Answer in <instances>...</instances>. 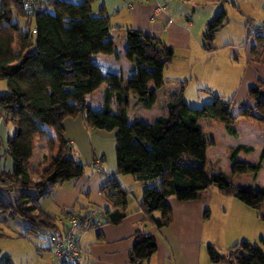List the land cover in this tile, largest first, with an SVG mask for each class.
Listing matches in <instances>:
<instances>
[{"label":"trees","instance_id":"1","mask_svg":"<svg viewBox=\"0 0 264 264\" xmlns=\"http://www.w3.org/2000/svg\"><path fill=\"white\" fill-rule=\"evenodd\" d=\"M92 2L0 0V80L8 90L0 95V111L13 123V133L6 141L12 168L9 172L0 170V189L35 192L34 197L22 193L13 202L12 215L26 222L22 237L37 239L48 233L44 248L52 253L49 238L61 235L60 221L69 214L75 213L81 225L91 218L89 231L99 221L117 225L127 216V191L115 177L108 176L99 191L106 208L77 203L55 217L40 207L41 199L51 197L47 186L77 181L84 175V165L65 139L63 128L65 119L78 116L91 131L115 132L118 174L132 176L144 187L137 203L144 223L167 227L172 220L168 198L179 202L205 199L212 187L221 195L233 196L245 206L263 211L260 218L264 221V187L254 189L242 181L256 179L264 160V146L256 160L251 157V147H227V172L207 166L210 147L221 145L215 135L219 128L236 137L238 122L264 125V97L259 95V88L249 89L253 105L241 104L236 116L231 113L232 101L225 102L219 96L201 108L188 107L183 101L186 81L169 83L163 79V71L174 56L172 49L138 31L110 26L103 12L92 14ZM225 23L224 11L209 23L203 38L205 51H214V34ZM263 49L264 35L258 33L250 49L251 59L258 62ZM96 54L124 59L133 64L135 72L127 80L119 73L104 72L92 61ZM167 84L179 91L168 103L167 114L150 124L137 119L130 122L127 111L136 105L151 109L157 103V92ZM101 89V99L93 97ZM113 101L115 111L111 109ZM203 120L208 125H203ZM207 129L211 140L204 138ZM37 141L45 143L48 157L43 171L34 179L30 163ZM7 205L0 194V215L5 214ZM82 234L79 229L80 259ZM2 237L7 236L0 233ZM35 247L42 249L36 243ZM155 252V238L136 228L129 264H147ZM207 256L211 264H264L262 252L247 242L236 243L225 253L207 246Z\"/></svg>","mask_w":264,"mask_h":264},{"label":"crops","instance_id":"2","mask_svg":"<svg viewBox=\"0 0 264 264\" xmlns=\"http://www.w3.org/2000/svg\"><path fill=\"white\" fill-rule=\"evenodd\" d=\"M63 1L80 3L82 0ZM235 1L93 0L91 12L93 15L103 12L108 17L110 26L138 31L172 49L173 58L180 65L178 64L176 70L172 65L174 60L172 58L163 71V79L166 82L174 83L180 82L178 80L180 75L196 79V77H207L214 74V61H216L217 53L215 51L207 52L203 49L204 33L209 23L221 12L224 11L227 16L230 5L237 8L241 20L248 18L246 12L237 3L238 0ZM240 1L245 2L246 0ZM159 7H164V9L160 10ZM259 14L263 21L259 34L264 35V3L259 7ZM244 28L245 25L242 29ZM118 49L119 47L116 46L115 50L118 51ZM243 51V56L246 58L247 49L244 48ZM240 52L242 53V50L237 44H228L227 55L223 58L229 63L230 69L233 68L231 66L233 62H238L242 58ZM260 58L264 60V49ZM92 61L99 65L104 72L121 74L123 80H127L135 72L133 64L124 59H116L113 55L96 54L92 56ZM176 72H178L177 77ZM172 73L175 78L170 79ZM106 87L108 86L105 85L104 88ZM103 89L96 92L93 97L101 99ZM235 89L237 91L238 85L235 86ZM178 94L179 91L175 85L167 84L157 92V103L151 109L146 110L142 105H136L129 109L127 111L129 121L137 119L142 123L150 124L159 117L165 116L168 103L174 100ZM111 109L115 111L114 101L111 103ZM130 113L139 114L135 118H130ZM63 128L65 139L72 144L79 162L84 165V175L77 181L47 186L51 197L40 200L42 209L55 217H60L62 210L71 209L77 203L106 208V202L99 191L107 182V176L115 177L121 188L127 191V216L119 224H100L99 221L94 230L87 231L79 237L82 250L79 264H129V251L136 228L143 229L156 241V252L147 264H211L207 256V246H213L221 253H225L232 245L239 242L252 244L264 255L262 248L264 245L262 233L264 221L260 218L263 211L249 208L233 196L221 195L216 189V191L210 189L208 198L196 201L179 202L173 197L168 198L166 203L171 207L172 220L167 227L157 228L144 223L143 213L137 210V203L142 198L144 187L132 176L118 174L115 132L91 131L85 127L81 116L65 119ZM224 133L218 131L219 137L227 142L229 148L240 145L251 147L253 160H256L263 150L264 126L238 122L236 137L228 136L226 133L225 137ZM38 145L40 147L44 143H38ZM41 150L44 151V148ZM225 153L227 158V152L225 151ZM47 157V153H41L36 168L33 163H30L33 177H37L43 171L44 160ZM97 161L100 163V173L93 169V165ZM209 162L212 161L209 159ZM209 162L207 160V166L214 167ZM261 165L256 179L254 181L242 179L243 183L254 189L264 187V182H259L261 173L264 171V160ZM0 170L5 171L1 168ZM101 172H105L106 175H102ZM12 193H14V200L22 193L35 196L33 190H15ZM46 201L50 202L51 208L44 206ZM7 206L13 208L11 203ZM206 213L207 217H205ZM219 214L228 217L224 228H220L224 233H220L218 226L212 223L214 215L216 217ZM64 223V220L61 219L60 224ZM215 235L216 238H214ZM17 238L27 242L32 248L34 264H61L52 253L44 248L43 244L40 249L35 247L32 240L22 237V235ZM259 243H261L260 246ZM224 247L226 250H223Z\"/></svg>","mask_w":264,"mask_h":264},{"label":"rangeland","instance_id":"3","mask_svg":"<svg viewBox=\"0 0 264 264\" xmlns=\"http://www.w3.org/2000/svg\"><path fill=\"white\" fill-rule=\"evenodd\" d=\"M234 2L236 1L234 0ZM237 3L241 6V9L246 12L245 14L248 18L241 20L242 18L237 12V8L233 5L228 7V14L226 16L227 24H224L223 27L214 34L212 43V47L215 53H217L216 61H214V74L207 77H196L195 79L194 77H181V75L178 76V72L175 73L176 77L178 76L180 78L178 79L180 82L186 81L184 84L183 101L190 108H201L202 105L212 102L216 96H219L225 102L232 101L231 113L233 116H236L240 110L241 104L250 107L253 105L252 100L249 98V89L258 87L259 91L264 92V60L260 59L258 62L253 61L250 53V49L255 43V34L259 33L260 26L263 24L262 17H260L259 14V7L264 3V0H246L245 2L238 0ZM244 25L245 28L242 29ZM229 43L237 44L242 50V53L240 52L242 58L239 59L238 62H233L234 64L232 63L231 65L233 68L231 69L229 63L223 58V56L227 55ZM244 48L247 49L246 58L243 56ZM178 64L179 62H176L174 59L172 65L176 70ZM171 76L172 77H169L170 79L175 78L173 77V73ZM236 85H238L237 91H235ZM7 92L5 81L0 80V95L6 94ZM139 113H137V115ZM137 115L130 113L129 117L135 118ZM205 124H207V120H203V125ZM219 131L224 133L221 128H219ZM12 133L13 123L11 120L1 116L0 111V168L5 171H10L12 168L11 159L6 154V141ZM215 135L216 139L221 142V145L219 147H210L207 160L208 162L209 159L212 161L209 162V164H213L216 170L227 172L229 170L228 159L225 156V151L228 147L227 142L222 137H219L218 132H215ZM210 136V130H205L204 138L211 140ZM38 143L44 142L37 141L36 143L35 153L31 162L33 166L35 165L34 168H36L41 153H47L45 143L40 147ZM41 148H44V151H42ZM212 149L214 151H211ZM86 168V170H88V167ZM34 179H37V177H34ZM259 182H264V171L261 173ZM212 189L216 191L214 187H212ZM14 193H9L0 189L1 198L5 204H13ZM44 206L51 208L49 201H46ZM9 207L5 210V214L0 215L1 221L5 219L4 223H0V233L7 236V238H0V264H3L5 261H7L8 264H34L35 258L32 248L27 242L17 238L19 235H24L26 222L21 217L13 216L11 214L13 209ZM227 221V216L219 214L216 217L214 215L212 223L218 226L220 233H224L220 228H224V224H226ZM262 233L264 236V226ZM48 237L49 234L47 233L39 235V239H30L37 245L43 246ZM214 238H216V235ZM260 244L261 243H259V246ZM262 248L264 249V245ZM223 250H226V248L224 247Z\"/></svg>","mask_w":264,"mask_h":264},{"label":"built area","instance_id":"4","mask_svg":"<svg viewBox=\"0 0 264 264\" xmlns=\"http://www.w3.org/2000/svg\"><path fill=\"white\" fill-rule=\"evenodd\" d=\"M159 9L162 10L164 7H159ZM93 169L95 172L100 173L99 161L94 163ZM91 214L95 215V211H92ZM64 222L61 235L51 236L49 238V242L52 245V254L61 264H78L80 260V250L77 243V232L79 229H82L83 233L89 231L92 220L88 218L81 225L77 215L73 213L65 217Z\"/></svg>","mask_w":264,"mask_h":264},{"label":"water","instance_id":"5","mask_svg":"<svg viewBox=\"0 0 264 264\" xmlns=\"http://www.w3.org/2000/svg\"><path fill=\"white\" fill-rule=\"evenodd\" d=\"M259 95L261 96V97H264V92H259Z\"/></svg>","mask_w":264,"mask_h":264}]
</instances>
